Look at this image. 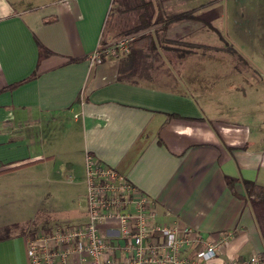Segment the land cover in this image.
Returning <instances> with one entry per match:
<instances>
[{
  "label": "crops",
  "instance_id": "0c3cea01",
  "mask_svg": "<svg viewBox=\"0 0 264 264\" xmlns=\"http://www.w3.org/2000/svg\"><path fill=\"white\" fill-rule=\"evenodd\" d=\"M165 5L193 17L169 21L163 39L199 42L200 23L229 17L262 72L203 51L174 58L160 46L161 57L144 67L151 72L122 78L128 53L114 52L118 38L106 33L114 0H0V168H10L0 173V213L21 177L61 183L60 193L83 183L86 195L91 153L147 194L161 220L188 224L205 242L224 240L211 264L261 257L264 238L243 180L264 186V0ZM40 44L51 51L41 61ZM69 203L49 212L85 221L87 200L83 209ZM36 207L32 219L45 229L61 219L48 223ZM27 242L18 231L0 239V264H29Z\"/></svg>",
  "mask_w": 264,
  "mask_h": 264
},
{
  "label": "built area",
  "instance_id": "2783aa9c",
  "mask_svg": "<svg viewBox=\"0 0 264 264\" xmlns=\"http://www.w3.org/2000/svg\"><path fill=\"white\" fill-rule=\"evenodd\" d=\"M135 36L120 37L112 44L113 51L129 53ZM100 55L96 50L91 58ZM85 173L87 219L28 235L29 264H211L218 255L224 240L205 242L192 226L161 220L147 194L91 153L85 157ZM225 264L264 261L254 254Z\"/></svg>",
  "mask_w": 264,
  "mask_h": 264
},
{
  "label": "rangeland",
  "instance_id": "374dc122",
  "mask_svg": "<svg viewBox=\"0 0 264 264\" xmlns=\"http://www.w3.org/2000/svg\"><path fill=\"white\" fill-rule=\"evenodd\" d=\"M162 3L161 12L166 17V19L173 15L184 11H176L175 9H169L167 5L164 6V0H160ZM119 7V3L115 2V6L112 9L111 14L115 15L117 19H120V14H118L117 9ZM115 17V18H116ZM161 24V23H158ZM157 24H154L150 28L154 27ZM162 25V24H161ZM200 25L204 26V29H202L199 33V42H195L191 38H184L181 40L178 39H170L165 40L163 39L164 44L168 45L171 49V55L172 57H178L179 52L182 50L187 51L190 50L191 52L198 51L201 53L202 51L205 53L213 54L216 56L215 62H230L234 66H236L239 69L252 68V65L257 67V69L262 72V68L257 64L255 61V56L253 54H250L247 46L240 45L238 41L236 40V36L234 35V25L231 21V18L225 17L222 20H218L214 23H210L209 26L205 23H200ZM210 29L209 35L207 34V29ZM110 30V29H109ZM136 32L135 34L139 35L143 33L144 31ZM257 34L261 33V27H259L256 30ZM112 38L113 39H119L118 36L120 34H117V30L115 29L111 30ZM251 34V33H250ZM252 38L255 37V34H251ZM161 38H163V33H161ZM256 41H258V36L255 37ZM117 39V40H118ZM201 46V47H200ZM205 48H204V47ZM235 49V50H234ZM244 56L242 58L237 51ZM161 57V55H160ZM189 56L183 60L184 63H189L190 59H188ZM224 59V60H223ZM149 58H147L146 62H149ZM198 62L206 63V59L202 58ZM142 73H148L151 72L148 70V68H142ZM21 179L18 181L21 185L17 186V191L10 192L9 191L8 196L6 200L3 202V206L1 208H4L2 210L4 213H0V223L5 224V226H10L12 224L18 223V224H25L29 227V229L37 230V232L42 231L43 227H46L49 224H45L46 226L41 225L43 222L40 220V223L36 220H33L34 214L37 212L36 206H39V209L43 212L48 213L47 215V222L51 223L54 219H60L58 222H54L51 226L64 223L62 222L64 218L63 213L55 215L51 214V209H53L55 206L58 205H66L67 202L70 201L68 206L70 209H76L80 208L83 209L86 207V195L85 194V185L82 183L80 185H76L75 187H71L65 190L64 193L58 192V188H62L63 186L60 185L61 183H57L53 180L51 182L45 181L41 182V180L38 183L34 182H27L26 178L25 180ZM35 185V186H34ZM76 215H73L70 219H75ZM41 217V216H40ZM33 218V219H32ZM32 219V220H31ZM44 219V218H43ZM60 221V222H59ZM76 221V220H72ZM24 222V223H23ZM76 223V222H75ZM4 227V226H3ZM43 229H42V228ZM41 228V229H40Z\"/></svg>",
  "mask_w": 264,
  "mask_h": 264
},
{
  "label": "trees",
  "instance_id": "16d2710c",
  "mask_svg": "<svg viewBox=\"0 0 264 264\" xmlns=\"http://www.w3.org/2000/svg\"><path fill=\"white\" fill-rule=\"evenodd\" d=\"M114 2L119 3L117 12L121 16L118 20L115 15L110 13L106 24V33L109 29H115V31L117 30V34H120V36H118L120 38L149 29L154 24L162 23V25L156 27L154 30L144 31L130 40V51L121 62L120 75L122 78L132 73H137L139 70L146 67L148 63L157 61L160 56L158 50L160 46H163L165 49H170L168 45H163V38H161V33L167 29L169 21L193 17L191 11H184L173 14L166 19L161 10L156 8L154 0H114ZM50 53L51 51L46 46L40 44V61ZM188 53H191V51L182 50L179 52L178 56L184 57ZM239 55L244 58L240 53ZM147 58L150 59L148 63L146 62ZM38 72H36L34 76L37 75ZM28 163L21 165L23 166ZM9 169L10 168L5 169L2 167L0 168V173ZM236 181L237 179L233 177H228L227 179L228 185L233 190H235L234 186ZM243 183L246 187V195L254 209L258 225L264 238V186L247 179H244ZM13 231H18L19 234H28L31 237H34L37 233V230L29 229L25 224L15 223L0 228V239L11 236ZM261 259L264 261V253L261 254Z\"/></svg>",
  "mask_w": 264,
  "mask_h": 264
}]
</instances>
